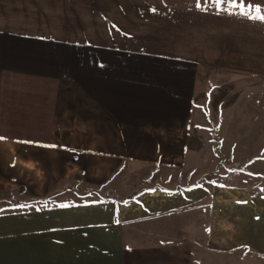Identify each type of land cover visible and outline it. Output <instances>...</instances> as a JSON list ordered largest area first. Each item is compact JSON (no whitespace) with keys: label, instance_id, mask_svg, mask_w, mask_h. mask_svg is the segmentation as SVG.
Returning a JSON list of instances; mask_svg holds the SVG:
<instances>
[{"label":"crops","instance_id":"obj_1","mask_svg":"<svg viewBox=\"0 0 264 264\" xmlns=\"http://www.w3.org/2000/svg\"><path fill=\"white\" fill-rule=\"evenodd\" d=\"M260 16L0 0V264H264Z\"/></svg>","mask_w":264,"mask_h":264},{"label":"rangeland","instance_id":"obj_2","mask_svg":"<svg viewBox=\"0 0 264 264\" xmlns=\"http://www.w3.org/2000/svg\"><path fill=\"white\" fill-rule=\"evenodd\" d=\"M191 145L195 148V149H198V150H201L203 148H206V149H209V144L208 142H202V141H192L191 142ZM212 145V144H211ZM213 146V145H212ZM211 146V147H212ZM215 147V146H213ZM200 160V158H198V161ZM148 174H150V172H148ZM187 174V173H186ZM188 174L190 175L191 173L188 172ZM200 174L199 172H197V175Z\"/></svg>","mask_w":264,"mask_h":264},{"label":"snow or ice","instance_id":"obj_3","mask_svg":"<svg viewBox=\"0 0 264 264\" xmlns=\"http://www.w3.org/2000/svg\"><path fill=\"white\" fill-rule=\"evenodd\" d=\"M216 3H226L228 2V0H215ZM258 12L260 11L259 8L256 9ZM258 19H261V20H264V16H260V17H257ZM50 147H55L54 145L53 146H50ZM64 206V205H62Z\"/></svg>","mask_w":264,"mask_h":264}]
</instances>
